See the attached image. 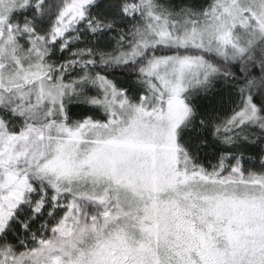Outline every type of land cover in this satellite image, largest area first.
<instances>
[{
	"label": "snow or ice",
	"instance_id": "1",
	"mask_svg": "<svg viewBox=\"0 0 264 264\" xmlns=\"http://www.w3.org/2000/svg\"><path fill=\"white\" fill-rule=\"evenodd\" d=\"M0 264H264V0H0Z\"/></svg>",
	"mask_w": 264,
	"mask_h": 264
}]
</instances>
